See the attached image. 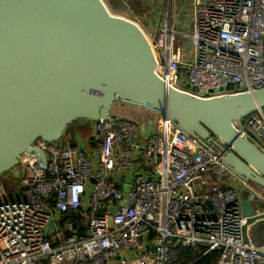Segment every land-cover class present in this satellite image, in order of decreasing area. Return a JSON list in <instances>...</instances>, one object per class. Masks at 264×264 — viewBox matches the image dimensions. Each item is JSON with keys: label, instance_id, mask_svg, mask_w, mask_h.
<instances>
[{"label": "built area", "instance_id": "built-area-1", "mask_svg": "<svg viewBox=\"0 0 264 264\" xmlns=\"http://www.w3.org/2000/svg\"><path fill=\"white\" fill-rule=\"evenodd\" d=\"M165 1L141 29L167 86L201 97L264 86V0ZM233 125L264 153V108ZM91 130L90 155L65 138L37 140L44 161L23 154L18 181L0 182V264H175L179 246L199 250L189 264L211 251L214 264H264V243L244 238L241 195L264 197L222 164L219 137L203 144L156 112L145 125L112 116ZM80 208L82 232L61 224Z\"/></svg>", "mask_w": 264, "mask_h": 264}, {"label": "water", "instance_id": "water-1", "mask_svg": "<svg viewBox=\"0 0 264 264\" xmlns=\"http://www.w3.org/2000/svg\"><path fill=\"white\" fill-rule=\"evenodd\" d=\"M155 67L141 27L104 0H0L1 184L18 181L14 172L21 171L23 154L38 153L44 161L37 140L60 143L71 128H92L114 116L112 108L121 102L166 113L203 144L219 137L222 164L264 197V153L233 125L264 108V86L201 97L167 86ZM241 211L244 238L252 226L254 239L264 212L246 198Z\"/></svg>", "mask_w": 264, "mask_h": 264}, {"label": "trees", "instance_id": "trees-1", "mask_svg": "<svg viewBox=\"0 0 264 264\" xmlns=\"http://www.w3.org/2000/svg\"><path fill=\"white\" fill-rule=\"evenodd\" d=\"M106 2L112 12L116 14L140 18L146 11L143 0H106ZM112 114L128 122L143 125L147 124L152 116V112L144 107L121 102L113 106ZM82 214L81 209L68 211L61 216V224L64 225L69 220L74 227L82 232L86 227V220ZM198 252L199 250L179 246L178 259L175 264H189L198 257ZM217 254V251H211L199 257L193 264H214Z\"/></svg>", "mask_w": 264, "mask_h": 264}, {"label": "crops", "instance_id": "crops-1", "mask_svg": "<svg viewBox=\"0 0 264 264\" xmlns=\"http://www.w3.org/2000/svg\"><path fill=\"white\" fill-rule=\"evenodd\" d=\"M147 2L151 3L150 0H148V1L147 0H143L145 9H148L149 6H150L149 3H147ZM160 2H161V0H158V6H156L155 9H158L160 6H164L165 3H166V1L164 2V0H163V2H161V3ZM151 4L153 6L155 5L154 3H151ZM155 15H156V12L154 14V11H153V14H151V18H152L151 22H155L156 21L157 18H156ZM140 18H142V17H140ZM150 23H147V26H149ZM70 130H72V131L71 132H68L66 134L65 139H68V140L72 141L74 143V145H76V146L84 149L85 152H86V154L90 155L91 154L92 147L95 144V141L92 138V130H91V127L89 125H85V126H81V127H74V128H71ZM111 178L113 179V182L115 183V185L118 188H121V189L126 188L125 184H127V180H128V178L126 176H122V175L115 174V175L111 176ZM232 183L235 184V185H237V186L238 185L239 186L242 185V183L239 182V181H237L235 178H234V180H232ZM241 196H242V198H246L249 201H252L253 204H254V206L256 208H258L259 210L264 211V201H262V200H258V201L257 200H252L251 197L253 195L251 194V192L250 193L243 192ZM260 202L262 203V205L259 204ZM81 211H83V209H81ZM251 227L248 226V234H249V237L250 238H251V236H250V228ZM252 240L255 243H257V244H263L264 243V225L260 227V231L259 232H256V235L254 236V239H252Z\"/></svg>", "mask_w": 264, "mask_h": 264}, {"label": "rangeland", "instance_id": "rangeland-1", "mask_svg": "<svg viewBox=\"0 0 264 264\" xmlns=\"http://www.w3.org/2000/svg\"><path fill=\"white\" fill-rule=\"evenodd\" d=\"M148 1V0H147ZM151 1V3H154L155 5L153 6L151 3H149V2H147V3H149V8L148 9H146V11H145V13H144V15L142 16V18H133V17H131V16H126V15H124V16H126V17H128V18H130V19H132V20H134L140 27H142V29L144 30V28H147L148 26H147V23H150L151 22V20H152V18H151V14H153V11H154V14H155V12L158 10V9H155V7L156 6H158V0H150ZM104 2L107 4V2H106V0H104ZM161 2H163V0H161ZM160 2V3H161ZM107 6H108V4H107ZM109 7V6H108ZM119 15H121V14H119ZM181 42V41H180ZM72 130H70L69 132H71ZM7 176V174H5V177ZM8 177V176H7ZM10 179V181H13V179L10 177L9 178ZM10 185H12V183L11 184H9V186ZM9 186H7V187H9ZM260 231V229L258 230V232ZM263 232V231H262ZM263 234V233H262ZM252 239H253V237H252ZM258 240V239H257ZM259 241V240H258Z\"/></svg>", "mask_w": 264, "mask_h": 264}]
</instances>
